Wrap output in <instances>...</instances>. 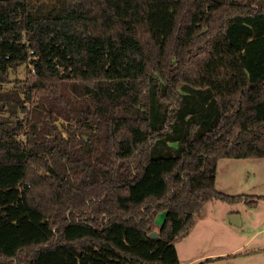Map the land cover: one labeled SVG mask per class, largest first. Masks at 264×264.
Returning a JSON list of instances; mask_svg holds the SVG:
<instances>
[{
    "label": "trees",
    "instance_id": "1",
    "mask_svg": "<svg viewBox=\"0 0 264 264\" xmlns=\"http://www.w3.org/2000/svg\"><path fill=\"white\" fill-rule=\"evenodd\" d=\"M0 115V264H179L264 198L216 185L264 157V0H0Z\"/></svg>",
    "mask_w": 264,
    "mask_h": 264
},
{
    "label": "rangeland",
    "instance_id": "2",
    "mask_svg": "<svg viewBox=\"0 0 264 264\" xmlns=\"http://www.w3.org/2000/svg\"><path fill=\"white\" fill-rule=\"evenodd\" d=\"M26 72V65H21L17 73L11 74L5 89L12 88L20 77L25 78ZM4 113L10 116V113ZM18 114L24 115L22 111ZM4 115H0V118L5 117ZM53 117L56 118V115ZM55 121L61 126L60 121L65 120L59 118ZM216 185L219 190L228 194L264 196V157L221 158ZM237 211L241 218L240 224H234L230 220V213ZM165 214L163 211L156 215V225L163 223ZM204 216L203 220L200 218L202 223L194 230L196 234L176 243L180 251L179 264H264V198L258 200L255 206L244 201L230 204L215 199L208 203ZM249 240L245 249L220 262H206L208 257H201L212 252L234 250Z\"/></svg>",
    "mask_w": 264,
    "mask_h": 264
},
{
    "label": "crops",
    "instance_id": "3",
    "mask_svg": "<svg viewBox=\"0 0 264 264\" xmlns=\"http://www.w3.org/2000/svg\"><path fill=\"white\" fill-rule=\"evenodd\" d=\"M218 164H219V163H218ZM210 202H211V201H210ZM210 202H208V203H210ZM208 203L205 204V206L203 207V209L201 210L200 213L196 214L193 225L190 227L189 232H188L185 236H183L182 239H184V240H188V238H190V236H191L192 234H196V233H194V230H195V228H196L199 224L202 223V221H200V218H201L202 220H203V218H205L204 214H205V212H206V208H207V206H208ZM234 213H239V212H238V211H237V212H231L230 215H231V214H234ZM199 222H200V223H199ZM159 227H160V226H159V225H156V223H155V229H156L157 231H159ZM200 232H202V231H200ZM249 242H250V240H249V241H246L244 244H242L241 246L235 248L234 250H229V251H225V252H224V251H222V252H212V253H209V254H205V255H203V256H201V257H202V258H206V257H208V258H206V262H214V261L220 262V261H222V260H225L226 257H228V256H233V255H235V254L241 252L243 249H245V248L248 246ZM177 251H178V255H179V257H180V251H179V248H178V247H177ZM199 257H200V256H199ZM191 261H192V260H191ZM203 262H204V261H203Z\"/></svg>",
    "mask_w": 264,
    "mask_h": 264
},
{
    "label": "water",
    "instance_id": "4",
    "mask_svg": "<svg viewBox=\"0 0 264 264\" xmlns=\"http://www.w3.org/2000/svg\"><path fill=\"white\" fill-rule=\"evenodd\" d=\"M86 139H88V137ZM230 220L234 224H240L241 223V218H240V215L238 213L231 214L230 215ZM150 236L158 237L159 236V232L155 229V230H153L150 233Z\"/></svg>",
    "mask_w": 264,
    "mask_h": 264
}]
</instances>
